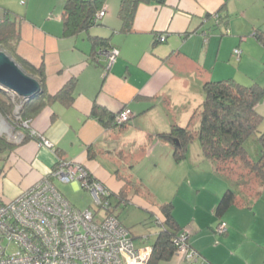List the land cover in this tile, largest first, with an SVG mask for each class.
<instances>
[{"label": "crops", "instance_id": "crops-1", "mask_svg": "<svg viewBox=\"0 0 264 264\" xmlns=\"http://www.w3.org/2000/svg\"><path fill=\"white\" fill-rule=\"evenodd\" d=\"M19 1L25 7L21 8L24 13L16 14L21 17L17 54L34 67L43 66L44 89L48 94L56 93L67 81L76 79L75 98L71 107L58 102L47 104L29 122L32 130L52 143L53 151L40 147L32 138L14 145L13 149H6L4 159L0 160V198L13 199L47 175L57 158H62L82 165L109 191L110 197H117L116 205L121 201L118 194L125 184L124 178H128L131 184L124 199L129 200V206L138 207L150 216L151 213L159 215L157 208L168 203L169 198L159 200L151 182L135 175L133 169L151 158L156 164L150 168L156 170L153 175L158 173V165L161 167L165 162L169 170L164 172L169 176L189 168L185 170L188 177L195 165L204 162L207 164L205 172L217 178L210 179L213 183L209 182L206 199H203L204 206L213 214L208 226L197 225L200 204L193 210V217L189 211L186 219L182 202L181 212L177 210V202L172 201L175 221L184 230L190 229L189 245L207 264H264L263 198L255 200L253 207L248 204L232 206L218 218L216 206L230 183L215 173L202 151H196V145L193 151L188 147L185 159L180 162L167 158L157 160L165 154L173 158L172 145L159 139L158 134L168 132L173 125L186 127L197 121L195 114L204 98L198 89L205 82L233 79L245 86L258 84L264 88V0L257 9L261 17L252 13L245 19L246 27L233 23L231 26V15L226 9L227 4L234 7V0H165L163 4L151 0L138 5L132 31L127 34L120 32L121 23L117 17L120 0H105L100 25L89 30V34L110 37V43L118 50L108 71L104 70L106 61L99 49L100 64L89 59L91 45L87 34L62 36L63 0ZM235 2L240 4V0ZM58 7V13L52 11ZM222 7L220 15L227 17L225 25H217L212 17L207 20V15L219 13ZM225 29L230 36L226 39ZM257 32L263 35L262 40L252 36ZM185 33L189 35L184 36ZM157 35H165V42L156 44ZM248 35L254 41H250ZM223 41L233 49H241L240 59L252 58L258 72L242 66L241 80L232 70L217 69L218 59L225 58L220 52ZM250 48L255 49L256 54ZM93 105L111 115L128 108L132 113L131 121L121 129L104 127L98 115L91 113ZM257 110L264 113V99ZM153 150L159 152L152 155ZM103 161H107L106 164ZM107 165L114 168L115 180L119 183L116 189ZM71 188L77 189L78 185L71 184ZM255 206L259 207L256 213ZM220 221L228 227L223 237L215 235ZM193 225L199 232L192 228ZM132 235L133 239L143 237V234ZM159 264L185 263L173 257Z\"/></svg>", "mask_w": 264, "mask_h": 264}, {"label": "trees", "instance_id": "trees-1", "mask_svg": "<svg viewBox=\"0 0 264 264\" xmlns=\"http://www.w3.org/2000/svg\"><path fill=\"white\" fill-rule=\"evenodd\" d=\"M149 1L151 0H120L117 17L121 23V33L127 34L132 31L138 5ZM154 1L163 4L165 0ZM104 2L105 0H63L62 36L69 38L76 37L79 34H87V40L91 45L89 59L95 64H100L98 49L101 55L103 52L116 49L110 43V37L89 34V30L100 25L101 19L97 18V14L102 9ZM0 9H2L0 13V48L19 65L23 72L33 78L35 77L34 79L40 86L38 94L24 99L21 97L16 99L17 102H21L19 116L23 121H27L30 127V120L47 104L58 102L65 107L73 105L76 79L72 78L67 81L54 94L46 93L43 66L34 67L21 58L16 51L19 40L18 20L21 17L7 9L1 7ZM221 11H223V7L219 13L207 15V20L215 15L216 19L214 21L216 24L222 23L225 25L227 17L221 16ZM225 30V34H227L228 30ZM188 35L189 33H185L184 36ZM160 36L162 35H157L156 44L159 43L158 38ZM254 36L257 40L263 38V35L259 32L255 33ZM109 69H106V64H104V70L108 71ZM202 89L204 98L195 114L197 121L191 122L186 127L173 125L168 132L160 133L157 137L172 145L175 162L184 160L188 145L194 140H198L204 159L209 161L213 165L215 173L227 179L230 187L233 188H228L225 191L216 206L215 215L220 218L232 206H247V204L250 205L251 200L263 198L264 128L262 127L264 115L257 109L264 99V88L258 84L245 86L233 79H225L207 81L203 84ZM13 108L14 102L0 88V117L11 120L13 118ZM91 113L98 115V119L104 127L110 126L111 128L121 129L131 121L130 118L126 123L116 125L114 124L116 114L111 115L97 105H93ZM24 135L25 138L22 142L30 138L28 130H24ZM249 144L255 147L256 160L250 154ZM0 146L3 149L14 148V145L5 143L4 139L1 138ZM124 181L125 184L118 194L119 200H125L126 190L130 188L131 182L129 179L124 178ZM173 208V203L168 202L157 208L159 215L151 213L157 231L151 245V257L147 264H159L170 261L175 257L177 251L175 240L185 230L175 221ZM188 238L189 234L187 233L186 242L188 247L192 248L188 243ZM205 263L207 264L206 261Z\"/></svg>", "mask_w": 264, "mask_h": 264}, {"label": "built area", "instance_id": "built-area-1", "mask_svg": "<svg viewBox=\"0 0 264 264\" xmlns=\"http://www.w3.org/2000/svg\"><path fill=\"white\" fill-rule=\"evenodd\" d=\"M102 7L97 18L104 16ZM216 19L215 15H212ZM228 33V32H227ZM165 42V36L158 38ZM233 54L240 55L236 48ZM106 69L115 62L118 51L103 52ZM16 104L13 118L8 120L19 125L14 129L15 145L28 136L40 147L54 150L53 145L40 133L32 130L27 121L20 120L21 108L17 94L3 88ZM22 98V97H21ZM24 99V98H22ZM15 115L19 117L16 118ZM132 117L128 108H123L114 118V124L121 125ZM6 119V118H5ZM16 129V130H15ZM1 129L0 134L6 133ZM53 181L76 184L88 190L94 199V207L102 208L104 215L96 218L98 209L79 210L69 203L56 189ZM119 206H129L128 200H121ZM227 224L221 221L215 228L224 235ZM181 232L176 240L175 257L187 264L205 260L188 247L186 234ZM147 239V237H145ZM152 253L151 246L135 247L133 237L113 215L109 191L82 166L72 161L57 158L54 167L39 181L19 193L11 200L0 198V264H147Z\"/></svg>", "mask_w": 264, "mask_h": 264}, {"label": "rangeland", "instance_id": "rangeland-1", "mask_svg": "<svg viewBox=\"0 0 264 264\" xmlns=\"http://www.w3.org/2000/svg\"><path fill=\"white\" fill-rule=\"evenodd\" d=\"M263 0H240V4H236L235 0L233 1L234 7L232 4H227V12L231 15V26L233 25H241L243 24L245 27V19L246 17H249L252 13L256 17H261V14L258 13V7L262 5ZM236 4V5H235ZM23 3L19 0H0V7H3L5 9L8 8L9 11H11L13 14H18L20 12L24 13L21 8L24 9L25 6H22ZM52 11H56L58 13L59 7L53 8ZM12 16V14H11ZM102 20V18H101ZM233 23V25H232ZM221 29V28H220ZM224 33V29H223ZM224 37H230L229 36V31ZM254 37V34H252ZM250 35H248V39L250 41H254V38ZM240 40V38H237ZM245 40V38H244ZM243 42V40H241ZM236 49V48H235ZM240 51V55H235L233 54V48L229 47L226 42L223 41L222 46H221V54H225V58H219L217 61V69L218 68H223L225 69L224 72L232 70L233 73H236V76L239 79H243L241 75H243L244 71L242 69V66H249L250 69H252L253 72H258L257 71V66L254 64L252 58H241V49L238 47L237 48ZM2 51V49L0 48ZM250 51H253L256 54V50L250 48ZM231 57H228V55ZM228 57V58H227ZM243 60V61H242ZM254 64V65H253ZM239 82V81H238ZM241 83V82H240ZM198 92L203 96V89H198ZM15 107L16 104L14 103V108H13V114H15ZM20 109H18L19 113ZM260 112V111H259ZM264 115V113H262ZM15 121L18 115H15ZM20 118V117H19ZM21 120V118H20ZM20 125V124H19ZM9 122L7 119L0 117V130L1 129H6V133L0 134V138L4 139L5 143H8L9 145H15L16 140L14 139L13 135L15 134L16 131L12 128H16V126ZM264 128V124L263 127ZM16 130V129H15ZM157 143V142H155ZM195 145L197 148L196 151L201 150L200 149V144L198 140H195V142H192L191 144L188 145L189 151H193L195 148ZM249 150L250 154L253 157V159L256 160V150L255 147L252 144H249ZM156 149H159L158 145L154 146ZM188 150V148H187ZM5 151L6 149H1L0 150V160L4 159L5 157ZM158 150H153L152 155H155ZM161 154H165L163 151H161ZM188 152V151H187ZM159 154V153H158ZM160 155V154H159ZM164 157V158H163ZM174 159L170 155L165 154L161 155L157 158V160H165V159ZM175 161V160H173ZM107 162V161H106ZM105 161L103 163L106 164ZM160 163V162H158ZM154 167V162L153 159L147 158L145 160V163L141 164L139 167H136L133 169V173L137 176H140L141 178L151 182L153 188L157 190L158 192V199L163 200L165 198H169V202L175 203L177 202V210L182 212V208L180 207V201L182 202V206L184 207L186 214L184 218L187 219V213L190 211L192 213L193 217V210L197 208V204L201 205L200 211L196 215V219L198 220L197 225L201 227H206L208 226L209 219L213 218L212 210L204 206V200L206 199L207 196V188L210 186V179H217L214 178L213 176H210L211 174L208 172H205L207 164L204 165V162L201 164L195 165V168L193 171L190 173V175L187 177L186 176V169L189 168H182L178 171L176 175L169 176L168 173H165L169 170L167 166H165V162L161 165V167L158 165V176L153 175V172L150 168ZM209 165V164H208ZM109 167L110 173L112 175V182L116 183L114 184V189L118 188L119 183L116 182L115 180V173L113 171V167L110 165H107ZM165 171V172H164ZM213 177V178H212ZM154 178V179H153ZM213 182H211L212 184ZM54 186L56 189L61 193V195L69 202L71 203L74 207H76L79 210H86L89 209L91 211H94V209H98V212L96 213V218H101L104 215V210L102 208H95L94 207V199L92 194L83 188L78 187L77 189H72L71 184H63L58 181L53 182ZM230 189H233L230 187ZM200 190V191H197ZM262 193L264 195V187L262 188ZM111 204L113 206V215L118 219V221L123 224L126 228L131 230V236L132 233L135 236H138L140 234H143V237L139 239H133V244L135 247H141V246H151L154 242L155 239V232L157 231V226L154 224V217L150 216L148 212H145L144 210L135 207V206H127V207H121L119 205H116L117 203V197L111 196ZM174 198V199H173ZM264 199V197H263ZM156 200V199H155ZM261 200V199H258ZM257 201V199H256ZM249 202V201H248ZM207 203V202H206ZM157 206L159 205V201L155 203ZM255 204V199L251 200L250 202V207H253ZM160 206V205H159ZM256 207L254 208V213L257 211ZM250 209V208H249ZM190 213V214H191ZM190 214L188 215V218H190ZM191 217V218H192ZM212 220V219H211ZM192 228L194 230L198 231L195 226L193 225ZM214 228V227H213ZM212 228V232L214 233V229ZM246 229V228H245ZM228 230V229H227ZM186 231V230H185ZM192 231V230H191ZM203 231V230H202ZM130 232V231H129ZM191 234L190 229L187 231ZM199 232V231H198ZM215 235L217 237H223L224 235L218 234L215 230ZM147 237V239L145 238ZM163 263V262H161ZM201 264L200 261H197L193 264Z\"/></svg>", "mask_w": 264, "mask_h": 264}, {"label": "water", "instance_id": "water-1", "mask_svg": "<svg viewBox=\"0 0 264 264\" xmlns=\"http://www.w3.org/2000/svg\"><path fill=\"white\" fill-rule=\"evenodd\" d=\"M0 87L22 98L32 97L40 91L39 83L3 51H0Z\"/></svg>", "mask_w": 264, "mask_h": 264}, {"label": "flooded vegetation", "instance_id": "flooded-vegetation-1", "mask_svg": "<svg viewBox=\"0 0 264 264\" xmlns=\"http://www.w3.org/2000/svg\"><path fill=\"white\" fill-rule=\"evenodd\" d=\"M0 149H3V147H2V146H0ZM4 149H7V148H4Z\"/></svg>", "mask_w": 264, "mask_h": 264}]
</instances>
